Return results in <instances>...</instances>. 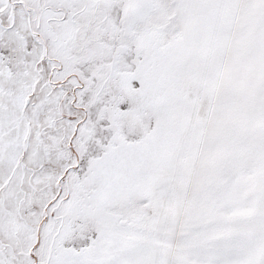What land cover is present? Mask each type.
<instances>
[{"label": "snow or ice", "instance_id": "obj_1", "mask_svg": "<svg viewBox=\"0 0 264 264\" xmlns=\"http://www.w3.org/2000/svg\"><path fill=\"white\" fill-rule=\"evenodd\" d=\"M0 264H264V0H0Z\"/></svg>", "mask_w": 264, "mask_h": 264}]
</instances>
